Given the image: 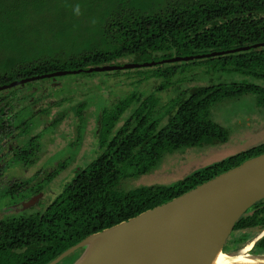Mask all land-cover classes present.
<instances>
[{
    "label": "trees",
    "instance_id": "16d2710c",
    "mask_svg": "<svg viewBox=\"0 0 264 264\" xmlns=\"http://www.w3.org/2000/svg\"><path fill=\"white\" fill-rule=\"evenodd\" d=\"M259 44H264V0H0V87L64 71L95 76L104 74L99 71L104 67L144 66ZM155 68L165 87L172 86L176 74L195 69L206 84L177 88L163 132L143 138L140 132L150 121L149 113L137 111L144 117L135 132L110 139L103 156L76 169L71 180L45 199L40 200L39 191L27 197L32 205L25 203L22 211L0 214V264H49L89 236L171 202L264 153V144L257 145L170 187L122 190L123 169L140 157L154 169L167 155L228 144L230 129L214 119L218 106L251 96L255 110L264 116V47ZM226 76L240 81L225 82ZM17 89L0 92V104L5 101L0 105V151L14 121L9 110L29 102L16 97ZM152 100L145 105H153ZM16 114L14 127L21 129L26 123L18 124ZM28 183L9 185L7 196H20ZM41 203V210H31ZM263 230L264 201L242 217L234 233ZM240 236L230 242V249L239 250L238 244L251 238ZM256 251L264 253V238ZM81 253L60 264H73Z\"/></svg>",
    "mask_w": 264,
    "mask_h": 264
},
{
    "label": "rangeland",
    "instance_id": "374dc122",
    "mask_svg": "<svg viewBox=\"0 0 264 264\" xmlns=\"http://www.w3.org/2000/svg\"><path fill=\"white\" fill-rule=\"evenodd\" d=\"M181 67L185 68L184 65ZM155 71V67H149L142 70L111 71L95 76L69 75L55 78L53 82L57 84L56 88L51 87L49 82L41 81L19 86L21 88H18L16 93L21 91L35 94L46 90L44 96H51L48 101L52 104L46 107L44 113L27 115L31 135L25 136L29 144L26 143L25 147L33 148L29 164L20 165L13 160L9 161V167L7 163L2 164V168L6 169L0 179V214L10 215L22 211L23 205L29 201L27 197H32L39 191L40 200L45 199L52 191L61 187L64 180L78 166L89 164L103 156L107 152L110 137L125 128L129 129L130 124L131 130L139 126L141 120L140 115L136 118L137 111L143 110L150 114L148 125L141 131L143 138L156 131L166 130L169 127V115L174 107L172 101L176 97L177 88L183 90L206 84L200 73H194L197 71L195 69L192 73L176 74L171 82L172 86L166 88L162 85L161 78L155 75ZM233 80L240 81L234 76H226L224 81ZM39 94L37 93V96ZM149 98L153 99L154 104L146 106L145 102ZM41 101L37 102L39 107L44 105ZM34 107L31 108L33 114ZM69 108H75V112L55 119L59 112ZM28 112L30 113V107ZM262 116L255 110L254 98L251 96L218 106L214 111V119L230 129L233 138L228 144L186 150L175 154L176 156L166 157L154 169H150L148 161L142 164L145 159L140 157L133 165L123 169L120 188L130 191L143 186L170 187L222 160L264 144ZM98 127H102V137H99V140ZM152 127L155 129L152 130ZM5 144L6 150L9 145H14L11 141ZM149 150L151 151V148ZM149 150L146 147V151ZM2 154L0 158L3 157ZM147 154L146 152L148 157ZM20 182H29L28 187H24L25 191L20 196H7L6 187ZM27 205L32 204L29 202ZM44 206L45 203H41L40 207L38 204L31 210L38 211ZM263 233L264 231L255 234L250 231L241 234L236 232L229 241L238 240L242 234L251 235L249 241L242 240L238 244L239 255L252 242L255 243L260 235L264 237ZM230 242L229 245H232ZM81 255L82 253L79 258Z\"/></svg>",
    "mask_w": 264,
    "mask_h": 264
},
{
    "label": "water",
    "instance_id": "95a60500",
    "mask_svg": "<svg viewBox=\"0 0 264 264\" xmlns=\"http://www.w3.org/2000/svg\"><path fill=\"white\" fill-rule=\"evenodd\" d=\"M263 47L264 44H259L228 52L177 57L144 66L129 64L104 67L99 71L106 73L157 67ZM80 73L81 71L59 72L28 78L0 87V92L37 80ZM263 201L264 153L214 177L171 202L89 236L49 264H60L81 250L82 255L75 264H214L222 253L229 258H235L237 256L224 252L227 243L242 217ZM262 237L261 235L258 239ZM250 258L264 264V255Z\"/></svg>",
    "mask_w": 264,
    "mask_h": 264
},
{
    "label": "flooded vegetation",
    "instance_id": "af4514ba",
    "mask_svg": "<svg viewBox=\"0 0 264 264\" xmlns=\"http://www.w3.org/2000/svg\"><path fill=\"white\" fill-rule=\"evenodd\" d=\"M124 66V65H123ZM143 69V68H142ZM141 69V70H142ZM124 71H127V70H124ZM64 72H68V71H64ZM156 72V71H155ZM69 76V75H68ZM64 77H66V76H64ZM31 78H34V77H31ZM58 78H61V77H58ZM53 80H55V79H51V80H47L46 81V79H44V80H37L38 82H49V85L51 86V87H54V88H56L57 87V84L55 83V82H53ZM162 80V79H161ZM19 81H21V80H19ZM37 81H34V82H37ZM17 82V81H16ZM34 82H31V83H34ZM162 82V85L164 86V83H163V81H161ZM15 83V82H14ZM27 84H30V83H27ZM23 86H26V84H24ZM22 86V87H23ZM1 87H4V86H1ZM165 87V86H164ZM15 88H21V87H15ZM163 88V87H162ZM166 88H168V87H166ZM5 92V91H4ZM43 91L41 90L40 92H36L35 94H29L28 92H18L17 93V95H16V97L17 98H19V99H24V98H29L28 100H29V102L27 101V102H25L24 104H22L21 102L19 103V108L17 109V110H15V111H10L9 110V116L10 117H12V118H14V121H15V117H14V114L15 113H18V114H16V117L18 118V121H16L18 124H20L21 126H23V124L24 123H26V125L25 126H23L21 129H23L24 127V129L23 130H21V129H16L15 127H14V121H13V124H11L10 125V135H8L7 136V138L4 140V147L2 148V150L0 151V154L1 153H3L1 156H3L2 158H0V168H1V172H2V175H1V177H0V179L3 177V175H4V172H5V169H6V167H4V168H2V164L4 163V164H6L7 163V165H8V167H9V161H11V160H13L14 161V163H16V164H20V165H28L29 164V157L31 156V154H32V150H33V148L32 147H30V149H27V146L25 147V145H27L28 143L26 142V138H25V136H28V135H31V133H29V131H30V125H29V120H28V114H30L29 116H33V115H38L39 113H44L45 112V110H46V107H48V106H50L52 103H51V101H48L49 100V98L51 97V96H49L48 94H47V96H44L45 95V93L47 92L46 90L42 93ZM20 93H23L22 95H20ZM37 93H40L38 96H37ZM37 96V97H36ZM44 97H46V98H44ZM40 100H42L41 102L44 104L43 106H38L37 105V102L38 101H40ZM0 101H2V97H0ZM36 103V104H35ZM49 103V104H48ZM5 104V101H3V102H1V104L0 105H4ZM32 106H35L34 108V114L33 113H31L32 112V110H31V108H32ZM29 107H30V113L28 112L29 111ZM10 109V108H9ZM72 112H75V108H69V109H65V110H63L62 112H59V114H57L56 115V118L55 119H57L58 117H61V116H63V115H67V114H70V113H72ZM149 113V112H148ZM148 113H146V114H148ZM26 114V115H25ZM150 115V114H149ZM139 116L137 115L136 116V118H138ZM141 117V116H140ZM142 117H144V115L142 116ZM142 117H141V121H142ZM59 119V118H58ZM57 119V120H58ZM169 120H170V115H169ZM55 122V121H54ZM141 124V123H140ZM140 124H139V126H140ZM129 126V125H128ZM139 126H137L136 128H134L133 130H131V128H132V125L130 124V128L128 129V128H125V130H122V131H120V132H118V133H116L115 135H113L112 137H110L109 138V140L110 139H112V138H114V137H117V138H119L120 137V135H121V133L122 132H129V134H131V133H133V132H135L138 128H139ZM100 130V131H99ZM102 127L100 128V127H98V137H97V139L99 140V137L101 138L102 137ZM163 131V130H162ZM157 133H160L161 131H156ZM140 134H141V132H140ZM97 140V143L99 142ZM109 140H108V142H109ZM9 141H11L12 143H14V145L13 146H11V145H9L8 147H7V149L8 150H6V144L5 143H7V142H9ZM107 142V143H108ZM27 143V144H26ZM30 144H32V143H30ZM29 145V144H28ZM21 146H24L25 148H22ZM5 150L7 151V152H5ZM188 150H200V149H197V148H191V149H188ZM20 156H22V157H20ZM173 156H176V155H173ZM173 156H170V155H167L166 157H173ZM165 157V158H166ZM164 158V159H165ZM98 159V158H97ZM163 159V160H164ZM163 160L161 161V162H163ZM92 163V162H91ZM90 164V163H89ZM86 164H82V165H80V166H78L76 169H78L79 167H83V166H85ZM75 169V170H76ZM74 170V171H75ZM74 171L68 176V177H72L73 176V174H74ZM66 178V180L68 181V179L69 178ZM66 180H64V182H67ZM264 231V230H263ZM264 234V233H263ZM233 235V234H232ZM261 236V235H260ZM264 237H262V238H260V239H258V241L256 242V244H255V246L252 248V250L251 251H249V253H248V255L249 256H253V257H255V256H262V255H264V253H262V254H259V253H257V251H256V245H257V243L260 241V240H262ZM229 242L230 241H228V243H227V246H228V250L230 251H227V254H229V255H232V256H238V251H240V250H233L232 248L230 249L229 247H232V245H229ZM226 246V247H227ZM244 252V251H243ZM242 252V253H243ZM253 252V253H252ZM241 254V253H240ZM239 254V255H240Z\"/></svg>",
    "mask_w": 264,
    "mask_h": 264
},
{
    "label": "bare ground",
    "instance_id": "6f19581e",
    "mask_svg": "<svg viewBox=\"0 0 264 264\" xmlns=\"http://www.w3.org/2000/svg\"><path fill=\"white\" fill-rule=\"evenodd\" d=\"M254 242L247 246L245 251L235 258H229L224 253L220 254L214 264H259V262L251 260L248 255L249 251L252 250ZM253 253V252H252Z\"/></svg>",
    "mask_w": 264,
    "mask_h": 264
}]
</instances>
